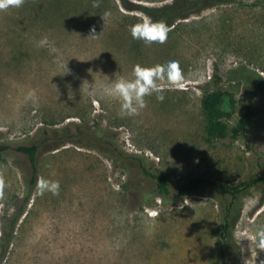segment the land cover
I'll list each match as a JSON object with an SVG mask.
<instances>
[{"label":"rangeland","instance_id":"1","mask_svg":"<svg viewBox=\"0 0 264 264\" xmlns=\"http://www.w3.org/2000/svg\"><path fill=\"white\" fill-rule=\"evenodd\" d=\"M0 5V145L10 147L0 157V238L12 230L0 264H264L256 235L263 183L236 201L228 233L218 227L229 196L211 186L175 192L188 177L227 187L264 177V0H229L179 20L165 43L150 46L129 31L149 17L121 0ZM172 61L176 80L162 72L145 110L121 112L105 76L130 79L135 65L164 69ZM216 89L227 93L222 110L231 114L225 139L205 131L202 98ZM248 108L253 123L235 134ZM32 144L35 167L15 150ZM115 147L123 161L98 150ZM142 164L168 181L166 198Z\"/></svg>","mask_w":264,"mask_h":264},{"label":"trees","instance_id":"2","mask_svg":"<svg viewBox=\"0 0 264 264\" xmlns=\"http://www.w3.org/2000/svg\"><path fill=\"white\" fill-rule=\"evenodd\" d=\"M122 6L126 10H139L145 13L150 22L154 24H164L168 28V34L173 33L177 28V22L179 20L187 19L192 15L198 14L204 10L211 9L215 6L229 4V0H172L170 3L162 6H130L127 1L121 0ZM259 86L264 90V80L260 78ZM226 92L221 89L213 90L212 92H207L202 98V108L206 118L205 131L210 139H225L228 136V126L224 119H229L231 117L230 113H226L222 110L224 104V98ZM255 113L250 108L247 112L239 119L233 128V132L238 134L244 132L253 123ZM101 146H106L109 149L108 143L104 144L99 141ZM8 145H0V157L3 152L9 150ZM98 149V148H97ZM16 151L25 154L31 163L36 166V160L39 154V146L36 144L23 145L15 149ZM111 160H124L122 152L119 151L117 147L115 149L111 148L112 153L107 151H102L98 149ZM110 150V149H109ZM140 170L145 178H151L156 182L157 190L163 198H166L171 193L169 183L165 178H162L156 174L151 173L143 164L139 166ZM36 181L33 182V184ZM256 183L264 184V177L259 176L256 179L244 181L240 184L227 187L225 185L216 184L209 182L201 177H188L183 183H178L175 186V192L178 197L185 196L192 193H200L205 186H211L214 191L221 196L230 197L231 201L228 204L226 213L224 216L223 223L219 225L218 230L224 232H230L234 226V217L240 211L236 207V201L247 192L250 188L256 185ZM264 200V199H263ZM262 200V201H263ZM17 219L12 222V229L16 223ZM12 241V230L10 233L5 234L0 238V243L9 246ZM6 250L4 251V254ZM223 256L225 257V251H223Z\"/></svg>","mask_w":264,"mask_h":264},{"label":"clouds","instance_id":"3","mask_svg":"<svg viewBox=\"0 0 264 264\" xmlns=\"http://www.w3.org/2000/svg\"><path fill=\"white\" fill-rule=\"evenodd\" d=\"M2 6V5H0ZM94 6L95 0H94ZM111 15L110 12L106 11L103 16L104 27L106 24V18ZM129 31L133 39H137L144 43L146 46L153 44H163L168 38V28L164 24H154L152 22H138L129 26ZM88 37H97L95 33V28H91ZM91 71V70H90ZM162 72L167 73L168 79L170 81H175L178 73V65L176 61L170 62L168 65L161 69L156 68H142L140 65H135L132 70V78H123L114 74V77L110 80L108 76L109 84L108 88L110 94L114 96L119 101L120 110L129 116H137L141 111L145 110L147 107L146 98L150 97L153 93L158 92V83L161 80ZM99 74V73H96ZM101 75V74H100ZM85 81L82 87H84ZM95 80L94 84L87 86L90 91H95ZM158 100H163L162 94L157 95ZM256 235L259 238L258 247L264 248V226H259L257 228Z\"/></svg>","mask_w":264,"mask_h":264}]
</instances>
